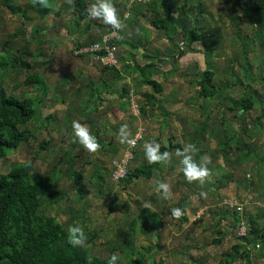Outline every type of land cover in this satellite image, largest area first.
Here are the masks:
<instances>
[{
  "label": "rangeland",
  "instance_id": "obj_1",
  "mask_svg": "<svg viewBox=\"0 0 264 264\" xmlns=\"http://www.w3.org/2000/svg\"><path fill=\"white\" fill-rule=\"evenodd\" d=\"M5 1L0 0V60L4 57L12 63L14 58H27L33 66L32 68L22 66L0 68V87L10 96L32 97L42 100L43 103L41 102L40 105V101L36 102L40 109V116L25 125L31 131L32 138L13 151L7 150V155L1 162V171L8 173L13 162L28 160H33L35 167L42 174L51 171V176H55L56 179V187L53 186L52 189L57 191L58 195H61V192H67L62 204L64 203L69 209L77 211L78 216H85L84 211L88 214L89 219L86 224L80 223V221L78 223L79 226H83L86 234L87 232L96 234L93 242L86 244L91 254L105 258L116 254L117 264H222L224 255L231 252L232 246L238 242L236 235H240L239 227L232 226L235 211L240 213L243 219L242 225H245L246 230L250 228V218H255L259 225V232L262 234L264 231V159H262L264 158V116L261 118L259 127L261 131L250 124L253 134L249 141L256 148V155H252L243 163L236 162V151H233L231 155V163H225L222 153L215 152L219 140L209 137V132L206 134L208 136L206 142L191 138L193 130L206 117L208 118V127L218 135L224 134L225 129L230 133L239 130V123L229 116V113L224 114L225 106L221 104L223 100L206 99V109L203 110L196 102L200 90L197 83L200 78L198 71L204 70L207 66L202 53L203 46L199 42L193 43L194 52L181 58L177 57L173 65L168 63L171 60L160 62L164 71L177 67V72L163 71V73L154 75L164 86L161 93L154 92L150 86L143 84L139 73H134V78H129V82L128 80H118L113 86L114 88L118 87V92L123 91L124 87L129 92L134 90L140 105L146 102L144 95L147 92H153L158 100L163 101V105L162 102L160 105L157 104L148 109L146 115L142 114L139 118L127 113L128 117L124 118V122L127 125L129 137H132L135 132L137 123L142 122L146 128V139L159 143L160 146L168 147L172 141L174 144H179L180 148H172L167 151L169 154L167 162L162 165V170L154 173L152 178L134 179L131 184L115 183L112 179L113 160L118 154L114 157L111 153L103 154L100 147L95 153H89L84 149L81 154L83 156L76 160V168L82 166L85 171L82 180L85 196L81 199L76 190L71 191V178L63 177L62 174L60 177L55 173L57 169L61 168L64 171L67 168V163L62 159L64 153L71 152L74 142L79 145L78 139L73 134L72 123L79 122L83 116L87 119L84 126L90 131L92 126L90 121H95V118L102 114L95 112L98 105L92 107L89 105L92 108L90 111L88 109L79 111L78 105L71 98V79H59L61 81L57 82V86L50 89L47 95L44 92L45 84L41 85L42 82L25 83L28 75L42 73L46 66L42 67L44 59L37 61L36 43L27 41L32 34L41 35L38 30L32 32V28L29 27V14L35 13L37 7L41 6L34 4L33 0H11L13 5L21 7V12L28 8L29 16L26 18L22 16L21 12L13 11L3 4ZM52 1L48 0V7L51 9L55 5L52 4ZM59 1L56 0V3L58 4ZM73 1L61 0V3L65 4L66 12L74 8ZM116 1L118 4L125 3V0ZM94 2L95 0H91V4ZM204 3V8L211 11L216 20L211 22V18L205 16L204 23L212 24L210 32H218L222 35V41L219 42L220 47L216 51L215 58L212 59L215 73L213 81L218 84L221 80H233L230 74L232 58L236 52L241 50L238 47L239 43L235 40V27L226 15L228 9L222 0H204ZM116 9L121 17L119 31L123 29L124 35L131 32V27L136 21L141 25L150 24L147 21V16L132 18L124 7H116ZM30 20L34 19L31 17ZM33 22L35 23V21ZM21 29H24L23 33L20 31ZM242 29H244L242 36L253 33L251 26H248L247 23ZM145 35L151 53L154 48L159 49L160 55L166 53L170 43L165 32L161 33L156 29L152 38H148L149 34ZM109 36L113 38L112 35ZM130 40L133 43L138 41L136 37H132ZM125 44L129 43L126 41ZM239 45L241 46V44ZM48 50L45 49L44 52L50 53ZM139 50L142 52L141 47ZM135 56L136 62L141 64L142 56L136 50ZM249 61L253 66L254 73L259 72V67L264 69V48L256 45L254 50L249 53ZM55 63L57 68V71L54 72L55 78H59L63 73L64 65L63 62ZM237 73L243 76L245 70L239 66ZM96 86V91L111 90L109 86L105 87L103 81L96 82ZM253 86L260 93L262 92L261 83L253 84ZM96 91L94 93H97ZM245 91L244 86H231V89L225 91L224 95L230 94L239 99ZM118 103L126 114L130 101L122 100L121 103ZM163 107L168 111L167 115H165ZM262 110L263 108L258 105L250 110L247 114L249 122H253ZM49 115L54 117L48 119ZM220 118L226 120L224 126H221ZM97 124L100 123L97 122ZM101 124L103 125L104 122ZM107 129L109 130V128ZM107 129L106 132L104 129L101 131L106 144L110 137L107 134ZM116 129H120V125ZM189 145H194L197 149L195 152L190 150L188 153L192 155L195 162L198 150H203L204 154L199 157L198 162L202 164L206 161V167L210 165L207 167L208 176L203 183H189L184 178L180 163L183 156L178 155L177 150L182 152ZM143 146H138V155L131 164V169L143 162H148ZM80 147L82 146L79 145L76 149L81 150ZM223 176H227L228 183L211 190L214 187L213 184H219L217 179ZM100 177L103 178L102 189ZM161 184L167 185L170 194L167 199L165 196L162 198L160 191L157 190ZM183 198L187 199L184 205L188 220H182V215L179 218L171 215L172 208H181L180 203ZM144 202H149L151 209L144 207ZM56 205L50 206L49 213L51 215L58 214L59 221L64 223L69 215L62 210H56ZM218 210H226L229 213L228 218L221 223H218L220 216ZM227 229L231 232L225 234L221 243H216L214 239L220 238L217 231L226 232ZM259 249L260 247H256L252 250V264H264V257L256 259L260 253ZM135 250H138L139 254H134ZM236 264H246V262L239 259Z\"/></svg>",
  "mask_w": 264,
  "mask_h": 264
},
{
  "label": "trees",
  "instance_id": "obj_2",
  "mask_svg": "<svg viewBox=\"0 0 264 264\" xmlns=\"http://www.w3.org/2000/svg\"><path fill=\"white\" fill-rule=\"evenodd\" d=\"M115 1L112 0L114 6L118 8L124 7L125 10L127 9L130 12L128 14H131L132 18L134 16H147V21L151 26L161 33H166L170 45L166 49L165 54H169L170 57L175 56L178 49L182 47L178 43V37L183 31H185L183 37L184 44L190 45L193 48V43L199 42L203 46L202 53L207 66L204 70L201 69L198 71L200 78L197 83L200 86V90L196 102L199 108L203 110L206 109V99L212 100L217 98L220 101L223 100L221 104L225 106L224 114L229 113V116L239 123V130L230 133L225 129L224 134L218 135L213 132V129L210 130L208 127V118L206 117L193 130L191 138L206 142V138L208 137L206 134L209 132V137H215L219 140L215 152L218 154L222 153L224 162L228 164L231 163L230 160H232L231 155L233 151L237 152L236 162L238 163H243L252 155H256V148L249 141L253 134L250 130V124L256 126L261 131L259 127L261 118L264 116V69L259 67V72H253V66L249 61V53L254 50L256 45L264 48V0H222L228 9L226 15L235 27V40L241 44V46L238 44L241 50L236 52L232 58L233 63L230 66V74L233 80H221L218 84L213 81L215 73L213 70L214 61L212 59L215 58L216 51L220 47L219 42L222 41V35L218 32H210L212 24L204 23L205 16H209L211 22L216 21L214 14L207 10V8H204V0H148L145 2L125 0V3L121 4H118L117 1L115 3ZM3 4L13 11L21 12V7L19 5H13L11 0H6ZM73 5L75 11L78 13L77 22L80 23L81 20L88 17L86 8L90 6V1L74 0ZM42 8L44 10H41L42 14L47 13L51 9L49 7ZM27 9L21 12L26 18L29 16ZM245 23L251 26L253 33L250 35L247 33L242 36L244 30L242 27ZM137 24L138 27L142 26L138 21L133 24L131 29L134 37L136 33L135 25ZM100 25L105 28L106 33L103 32L104 34L99 39L90 41L87 44L100 41L104 35H110L113 31L110 26H106L103 23ZM20 31L23 33L24 29ZM38 33L42 34V30L38 29ZM35 35L37 36L38 34L35 33ZM137 40V43H133L131 40L128 43L133 50L140 53L148 62L144 65L135 63V53L131 54L135 56L134 61L127 60L124 57L121 59L118 55L120 62H122L120 69L115 67L104 68L107 70L108 76L107 80H105V87L109 86L111 88L116 81L123 80L127 75L136 72L137 74L139 73V78L143 84L150 86L154 92L161 93L164 86L154 75L163 73L164 71L158 60H167L161 58L162 55H160L158 48H154L151 53L150 49L147 51V44L143 39L137 38ZM111 42L117 45L124 43L123 40H116L112 37ZM139 47L145 48V52L141 53ZM20 66L32 68L33 65L29 63L27 58H14L12 63L4 57L0 60V68L2 69ZM239 66L245 70L243 76L237 73V67ZM164 72H177V67ZM36 82H42L41 85L45 84V95L49 94L51 87L45 83L40 73L30 74L25 79L26 84H35ZM260 83L262 88L261 93L253 86V84ZM237 85L246 88L245 93L239 99L232 97L230 94L224 95V92L229 91L231 86ZM128 94V89L124 87L123 91H121L122 98ZM144 96L146 102L141 105L143 115H146L148 109L153 108L157 104L160 105L162 102L161 104L163 105V101L158 100V97L153 92H147ZM97 98H100L98 94ZM37 101H40L41 105L42 100H37L32 97L20 98L10 96L0 87V264H108L109 258L93 255L86 247V244L93 242L95 239V233H85L86 241L81 247L73 248L69 244V229L76 224L79 225V221L80 223L86 224L89 218L87 217V212L84 211L85 216L81 217L77 215V211H74L72 208L69 209L64 203L62 204L67 192H61V195H58L57 191L52 189L53 186L54 188L56 187V179L55 176H51V171L42 174L35 167L33 160L13 162L8 173L1 171V162L7 155V150L13 151L22 143L32 138L31 131L25 125L40 116V109L36 105ZM257 105L262 107L263 110L250 123L247 114ZM163 111L165 115L168 114V111L164 107ZM96 112H98V107ZM52 117L54 116H47L48 119ZM223 118H220L221 126H224L226 122ZM90 123L92 125L90 132L96 137L103 154L107 155L111 153L112 157L117 156V154L119 156L126 149L128 144H122L120 142L119 129L115 130V127L114 129L108 130L105 125H98L96 120L90 121ZM121 125H126V123L123 121L120 127ZM103 129L105 132L107 129V134L110 136L107 144L102 135L103 133H101ZM236 136L238 137L236 138ZM146 141L151 140L145 137L144 142ZM79 145L74 142L71 152L66 151L64 153L62 159L67 163V168L64 171L61 168L57 169L55 175L59 174L61 177L62 174L63 177L67 176L71 178V191L76 190L82 199L85 196V187L82 182L85 171L82 166L76 168V160L78 157L83 156L81 154H83L84 148L80 147L81 150H77L76 147ZM172 148H180V145L174 144L171 141L169 147L166 145L160 146V151L167 152L168 150H172ZM137 151L135 150L134 159L137 158ZM203 154V150H198L196 161L198 165V159ZM167 160L152 164L143 162L134 169H131L130 165L126 177L119 182L131 184L134 179H150L156 171L162 169V165ZM100 162L103 163V161ZM207 167H210V165ZM99 181L102 189L103 178L100 177ZM227 181V176L217 179V183L219 184H213L214 187L211 190L220 188V185H226L228 183ZM184 185L186 186V184ZM188 186L191 187V185ZM210 186L212 187V185ZM186 202L187 199L183 198V201L180 203L182 220H188L184 205ZM54 204H57L56 210H62L69 215L64 223L59 221L58 214L51 215L49 213L50 206ZM217 212L220 214L218 223H221L229 216L226 210H218ZM233 217L232 226L238 228L243 223V219L238 211L233 213ZM249 221V230H246L243 235H236L238 242L232 246L231 252L224 255L222 264H236V261L239 259L244 260L246 264H252L251 254L252 250L256 247H260V253H258L256 259L264 257V231H262V234L259 232V225L255 218L252 217ZM230 232L231 230L229 231V229L226 232L221 230L217 231L220 238L214 239V241L221 243L225 234ZM133 253L139 254V251L135 250Z\"/></svg>",
  "mask_w": 264,
  "mask_h": 264
},
{
  "label": "crops",
  "instance_id": "obj_3",
  "mask_svg": "<svg viewBox=\"0 0 264 264\" xmlns=\"http://www.w3.org/2000/svg\"><path fill=\"white\" fill-rule=\"evenodd\" d=\"M89 1L91 5V0ZM52 4L55 5H53L52 9L47 13L42 14L41 10L44 11L43 8L37 7L35 13L29 14V27L32 28V32H36L38 29L42 30L41 35L36 36L35 34H32V38L30 37L28 41L30 43H36L35 47L37 51L35 55L37 61L44 59L42 67L44 65L46 66L44 67V71L40 73L43 80L51 87L50 89H52L54 86H57V82L61 81L59 79H71V98H73L74 103L78 105L79 111L82 112L81 109H88L90 111L92 108H90L89 105H91V107L98 105L97 113L102 115L95 118L96 122L100 124L101 122H104L103 125L109 129L118 127L123 121H125V113L118 103H121L123 100L121 95L122 90L118 92V87L114 88L113 86L115 85H113L111 88L109 87L111 90L96 91L97 86L95 87V83L100 81H103L104 83L105 80H107V70H105L99 63L93 61L92 57L78 56L73 50L76 46L87 44L90 43V41L99 39L102 34L106 33L104 30L105 28L100 25L101 22L99 20H93L89 17L78 23V13L76 14L74 8L71 9V11L66 12L64 10L65 4L61 3V0L58 4L56 3V0H53ZM31 17L34 20H30ZM33 21H35V23ZM135 26V37L143 39V41L146 42V49L148 51L149 43L145 34H149L150 36L148 38H152L156 29L150 24L147 26L142 24L140 27H138L137 24ZM110 35H112L114 39H121L124 42L121 44L119 43L118 45L121 59L124 57L127 60L134 61L135 56L131 54L135 53V50H133L129 44H125L126 41L129 42V39L134 37L132 29L131 32L126 35H124L123 29L120 31L113 30ZM45 49H49L48 52L50 53H45ZM143 49L144 50L141 53L146 50L145 48ZM164 58H166V56H164ZM141 59L143 62L140 65H144L148 62L146 58L142 57ZM55 62H57V64L63 62L64 65L63 73L59 78H55L56 74L54 72L57 71ZM134 62L137 63L136 61ZM158 62L160 63L162 60H158ZM134 73L136 72L127 75L123 81H126L129 78H134ZM95 91L97 93H94ZM97 94L100 98H97ZM86 120V118L81 116L79 122H82L81 124L84 125ZM178 174L180 175V172ZM184 183L185 182L183 181V184ZM160 193L163 198V191L160 190Z\"/></svg>",
  "mask_w": 264,
  "mask_h": 264
},
{
  "label": "clouds",
  "instance_id": "obj_4",
  "mask_svg": "<svg viewBox=\"0 0 264 264\" xmlns=\"http://www.w3.org/2000/svg\"><path fill=\"white\" fill-rule=\"evenodd\" d=\"M34 4H39L41 7H48V0H33ZM86 14L89 18L99 20L106 26H110L113 30H119L121 28V17L112 3V0H95L89 7L86 8ZM131 93L136 97L134 90H130L129 94L126 97H123V100H129ZM130 101V100H129ZM138 102L139 99H138ZM140 104V103H139ZM141 108V105H140ZM134 116L130 112V104L128 106V111L125 114V117H128V114ZM142 115V111L140 116ZM140 116H134L139 118ZM142 123V122H140ZM143 124V123H142ZM138 125V123H137ZM136 125V126H137ZM73 134L78 139L79 144L89 153H95L100 145L88 128L82 125L78 121H74L72 124ZM120 142L127 143L129 145L133 144L134 141L129 139V133L127 131V125H121L119 129ZM146 137V135H145ZM144 145V155L146 160L152 164L156 162H164L169 158V154L160 151L159 143H154L152 141H146L141 143L139 146ZM139 148V147H138ZM137 148V150H138ZM195 152L197 149L194 145H189L187 148L177 150L178 155H182L180 163L182 165V171L184 178L189 182H199L203 183L204 179L208 176V168L206 167V161L202 164H197L192 155L188 154L189 151ZM134 161V160H133ZM133 163V162H132ZM158 191L162 190L165 198H169L170 194L168 192L167 185H159L157 188ZM144 207L151 209L149 202H144ZM171 215L179 218L182 215L181 208H172ZM86 234L81 226L78 224L74 225L69 229V244L73 247H81L85 244ZM118 257L116 254H112L108 259V264H117Z\"/></svg>",
  "mask_w": 264,
  "mask_h": 264
},
{
  "label": "built area",
  "instance_id": "obj_5",
  "mask_svg": "<svg viewBox=\"0 0 264 264\" xmlns=\"http://www.w3.org/2000/svg\"><path fill=\"white\" fill-rule=\"evenodd\" d=\"M134 1H148V0H130ZM119 47L117 44L111 42V37L109 35H104L100 41L76 46L74 53L78 56H89L92 57L93 61L99 63L103 68H121V62L118 58ZM130 112L134 116H140L141 108L138 102V99L131 93L130 95ZM146 135V128L142 123H139L136 126V130L133 133L131 140L134 141L133 144L127 145L126 149L113 160V171L112 179L115 183H118L121 179L125 178L129 166L132 164L133 159L135 158V150L138 146L144 142ZM144 144V143H143ZM243 224V223H242ZM240 225V235L245 234L246 227L245 225ZM245 230V231H244ZM243 232V233H242Z\"/></svg>",
  "mask_w": 264,
  "mask_h": 264
},
{
  "label": "flooded vegetation",
  "instance_id": "obj_6",
  "mask_svg": "<svg viewBox=\"0 0 264 264\" xmlns=\"http://www.w3.org/2000/svg\"><path fill=\"white\" fill-rule=\"evenodd\" d=\"M190 52H194L193 48H191L190 45L183 44L182 47H180V49H178V52H177V54L175 56L170 57L169 54H166V55H162L161 58L167 59V60H171V61H168V63H171L173 65V63L176 62L175 60H176L177 57H180V58L182 56L184 57L186 54H188ZM164 56H166V58H164ZM171 64H170V66H171Z\"/></svg>",
  "mask_w": 264,
  "mask_h": 264
},
{
  "label": "water",
  "instance_id": "obj_7",
  "mask_svg": "<svg viewBox=\"0 0 264 264\" xmlns=\"http://www.w3.org/2000/svg\"><path fill=\"white\" fill-rule=\"evenodd\" d=\"M184 35H185V31H183L178 37V43L181 45L184 44V40H183ZM141 50L143 51L144 49L141 47Z\"/></svg>",
  "mask_w": 264,
  "mask_h": 264
}]
</instances>
